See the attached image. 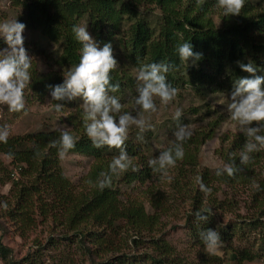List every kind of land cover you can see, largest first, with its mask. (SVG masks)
Returning a JSON list of instances; mask_svg holds the SVG:
<instances>
[{"label":"trees","instance_id":"obj_1","mask_svg":"<svg viewBox=\"0 0 264 264\" xmlns=\"http://www.w3.org/2000/svg\"><path fill=\"white\" fill-rule=\"evenodd\" d=\"M216 4L217 0H200L199 3L197 0H10L18 22L24 23L26 29L37 31L50 44L57 45V51L50 53L62 70L40 72L32 60V81L26 88V97L44 98L50 92L48 85L62 84L63 72L79 63L82 45L75 39L72 29L82 18H87L90 33L101 47L117 42L124 51V68L117 67L111 73L112 83L120 84V90L113 95L120 96L134 89L136 81L130 69L137 70L139 63L161 61L176 66L167 74L173 87L190 89L202 97L216 93L230 95L234 79L251 75L242 71L238 61L248 63L251 60L257 67L256 75L264 76V0H246L239 16H225ZM152 7L159 10L156 29L141 14V11L150 12ZM3 18L0 15V21ZM124 23L127 24L125 29ZM185 41L194 46L195 52L202 53L195 65L191 61L182 63L176 52L177 45ZM2 47L6 44L0 39ZM202 110L213 117L204 127L192 129L191 139L183 145V160L169 169L176 174L170 186L182 198H188L182 203L184 227L190 250L196 252V258L192 257L195 260L170 243L161 231V214L165 208L161 201L163 194L161 200L158 195L151 198L152 211H148L140 200L122 196V185L142 186L145 183H149L147 192L154 194L151 182L158 173L152 172L148 161L176 142L175 131L168 132L176 130L175 120L166 129L170 143L162 146L160 141L156 151L151 150L152 141L160 136L152 130L142 133L143 142L137 139L141 135L139 131L129 134L126 149L140 171L129 170L119 178L114 177L112 187L103 190L96 186V181L102 171L108 170L113 156L119 154L117 149H97L85 133L74 135L79 139L68 153L85 155L93 160L83 184L77 186L65 174L58 149L50 145L59 137L60 129L11 134L7 143L0 142V174L6 175V180L1 178L0 184L10 181L12 196V200H5L7 208L1 216L16 224L21 235L35 225L37 217L41 221L51 217L68 232H73L63 238L70 242L75 238L78 250L89 264H248L263 257L264 174L258 166L264 167V150L252 153L249 164L241 165L239 152L245 137L238 129L230 138L222 137L219 150L225 165L234 161L240 169L234 176L225 172L218 177L216 170L223 167L199 166L201 145L213 136L224 120L223 115L208 103L200 109L190 108L194 114ZM179 123L187 125L182 116ZM9 153L13 154L11 158ZM1 156L10 159L16 167L17 177L7 170ZM197 177L211 189L207 197L200 191ZM239 188L249 190L252 213H238ZM200 209L209 214L207 223H197L194 213ZM229 213L237 214L238 219L224 221ZM86 225L97 229H84ZM122 225L130 233L124 242L126 251L115 244V237L123 231ZM0 228H3L1 224ZM207 228L220 233L223 255L206 251L200 232ZM49 243L56 246L58 239L50 237ZM40 250L41 247L32 252L33 255L17 261L10 257L11 248L0 242V257L8 264H23L24 260L31 262L32 258L35 259L32 263L41 264ZM66 260L64 256L59 264H66Z\"/></svg>","mask_w":264,"mask_h":264},{"label":"clouds","instance_id":"obj_2","mask_svg":"<svg viewBox=\"0 0 264 264\" xmlns=\"http://www.w3.org/2000/svg\"><path fill=\"white\" fill-rule=\"evenodd\" d=\"M245 3L246 0H217L216 7L222 9L225 16H239ZM25 29L26 25L17 19L0 23V39L7 45L0 48V106H6L11 113L25 111V89L32 81V57L25 47ZM72 31L75 39L82 45L79 63L63 72L62 84L48 87L52 100L60 102L54 106L57 112L62 111L63 101H82L80 107L83 126L93 147L118 150L119 154L113 156L108 170L102 171L96 181V186L103 190L112 187L114 177L119 178L129 170L140 171L126 149L129 130L132 126L139 129L141 135L137 139L143 142L142 133L152 130V125L144 118V113L158 111L156 98H159L161 104L167 105L178 96L179 89L173 87L167 77L176 66L167 61L138 64V95L134 103L140 111L133 115L124 111L120 99L113 95L120 90V84L112 83L111 73L119 64L112 44L105 43L101 47L90 34L87 25H74ZM193 48L187 41L177 45L176 52L182 63L191 61L195 65L202 58V53L195 52ZM237 63L242 71L251 75L234 79L227 110L230 119L237 123L239 131L245 137V143L239 152V161L246 166L252 159V153L264 150V76L256 75L257 67L251 60L248 63ZM181 116L182 110L177 109L173 117L177 121L174 145L148 161L153 173L167 177L168 170L174 168L177 161L183 160L185 156L183 145L191 139L193 130L190 125L179 123ZM59 131V137L51 141L50 145L58 149L60 158H64L76 147L79 138L66 128ZM10 135V126L0 125V142L7 143ZM8 155L10 158L13 156L12 153ZM39 155L37 151L36 156ZM239 170L233 161L232 164L217 169L216 175L219 177L226 172L231 177ZM197 181L205 197L210 195L211 189L203 183L202 178L197 177ZM3 207L7 208V204H3ZM194 215L197 223H207L209 220V214L204 209L197 210ZM200 238L206 251H214L222 243L220 233L211 228L201 231Z\"/></svg>","mask_w":264,"mask_h":264},{"label":"rangeland","instance_id":"obj_3","mask_svg":"<svg viewBox=\"0 0 264 264\" xmlns=\"http://www.w3.org/2000/svg\"><path fill=\"white\" fill-rule=\"evenodd\" d=\"M10 6V0H0V15L4 17L0 23L15 20V9ZM141 14L149 21L151 27L154 29L157 28L159 22V10L157 8L152 7L150 12L141 11ZM215 19L218 21L217 18ZM79 25L88 26L87 18H82ZM123 28H127L126 23L123 24ZM90 34L92 35V33ZM23 36L25 47L28 50L29 55L32 57L38 71L53 73L62 71L51 58L52 53L50 52L57 51L56 49L58 47L56 44H50L37 31L30 29H25ZM112 47L114 56L119 62L117 67L124 68L126 60L124 58L123 49L117 42L113 43ZM129 71L135 78V87L132 91H127L117 97L124 105V111L136 115L137 112L140 111L134 103L135 97L138 95L136 69H130ZM27 93L28 91L25 89L26 109L21 113H11L6 106H0V125H9L12 135L39 130L64 128L71 131L73 135L85 133L82 120V108L80 107L82 101H63L61 102L64 103L62 111L57 112L54 106L60 102L52 100L50 92L42 99L27 98ZM155 102L158 111L156 113H144V118L152 125L153 133L160 136L157 140L152 141V151L158 149L160 141L163 143L162 146H166L170 143V138L167 139L168 135L166 134V129L169 128L171 122L174 120L173 117L177 109L182 110V117L186 120V124L190 125L192 129H195L204 127L206 121L213 116L211 113L207 114L208 112L206 110H202L197 114L191 113L190 108L198 107L200 109L204 104L208 103L218 114L223 115L224 120L219 124L213 136L201 145L198 152L199 166L215 169L225 165L219 153L221 139L224 136L230 138L231 135L239 129L237 123L230 119V114L227 110L229 95L216 93L202 97V95H198L190 89H179L178 96L170 104H161L159 98H156ZM135 131H139V129L132 126L129 130V134ZM174 131L175 130H168L169 133H173ZM226 143L227 141H225V146ZM1 158L7 166V170L12 171L14 176L17 177L18 174L16 173V167L11 164L10 159L6 156H1ZM60 160L63 170L69 179L77 186L82 185L92 166V158L77 153H67V155L64 158H60ZM258 167L264 174V167H261V164H259ZM175 175L176 174L172 173L170 170H168L167 177L157 174L151 182V187L154 191L153 195L147 192L149 183H145L142 186H138L137 184L136 186L135 184L131 186L122 185V196L138 199L144 203L148 211H152L150 206L151 198L157 195L158 198H160V195L163 194L164 198L162 200L160 198V200L165 203L164 211L161 214V231L170 243L185 253H188L186 256L195 260L196 252L190 250L191 244L188 240L187 230L184 227V205L182 203L188 198H182L177 194V191L173 190L170 186L171 179L173 176L175 177ZM4 177H6L5 173L0 174V179ZM4 180L6 179L4 178ZM10 188V181L5 184H0V224L3 226V228H0V242L11 248L12 252L10 253V257L12 260L21 261L22 259H25L26 256L33 255L32 252H36L41 247V264H59L60 262H63L64 256L67 258L66 264H89L86 258L81 254L80 249L78 250L75 238L72 239V242L63 238V236L66 237L67 235H72L73 232H68L58 222L52 221L51 217H48L45 221L42 220L43 222L37 217L35 225L28 230L25 235H21L17 230L16 224L9 222L7 218L1 216L2 213H4L3 204H5V200H12ZM224 189L226 188L224 187ZM248 192L249 190L247 191L245 188H239L237 191V198L240 201V205L237 208L239 209L238 213L241 215L252 213L253 211L249 208L250 202ZM187 206L188 203L186 207ZM229 219H238L237 214L229 213L224 221ZM84 229L95 230L97 228L93 225H86ZM122 230L123 231L115 237V244L117 248L126 251L128 249H126L124 242L130 233L126 232V230L129 229H125V227L122 228ZM50 237L58 239L56 246L49 243ZM213 252L223 255V251L220 247ZM30 260L31 262L29 260H24L23 264H34L32 261L35 259L32 258ZM0 264L8 263L0 257ZM35 264L38 263L35 262ZM248 264H264V256L251 261Z\"/></svg>","mask_w":264,"mask_h":264}]
</instances>
